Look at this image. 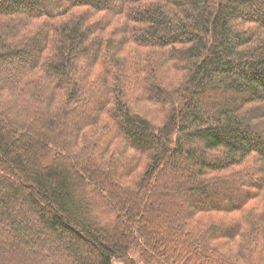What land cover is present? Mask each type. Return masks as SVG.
<instances>
[{
	"label": "trees",
	"instance_id": "obj_1",
	"mask_svg": "<svg viewBox=\"0 0 264 264\" xmlns=\"http://www.w3.org/2000/svg\"><path fill=\"white\" fill-rule=\"evenodd\" d=\"M264 264V0H0V264Z\"/></svg>",
	"mask_w": 264,
	"mask_h": 264
},
{
	"label": "rangeland",
	"instance_id": "obj_2",
	"mask_svg": "<svg viewBox=\"0 0 264 264\" xmlns=\"http://www.w3.org/2000/svg\"><path fill=\"white\" fill-rule=\"evenodd\" d=\"M112 264H122L121 262L116 263V261H113Z\"/></svg>",
	"mask_w": 264,
	"mask_h": 264
},
{
	"label": "crops",
	"instance_id": "obj_3",
	"mask_svg": "<svg viewBox=\"0 0 264 264\" xmlns=\"http://www.w3.org/2000/svg\"><path fill=\"white\" fill-rule=\"evenodd\" d=\"M116 263H118V262H116Z\"/></svg>",
	"mask_w": 264,
	"mask_h": 264
}]
</instances>
